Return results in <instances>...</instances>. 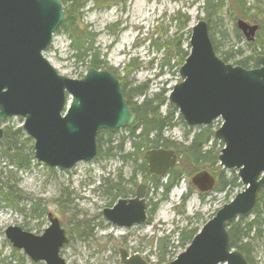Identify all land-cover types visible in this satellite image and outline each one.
<instances>
[{"label": "water", "instance_id": "1", "mask_svg": "<svg viewBox=\"0 0 264 264\" xmlns=\"http://www.w3.org/2000/svg\"><path fill=\"white\" fill-rule=\"evenodd\" d=\"M65 18L60 0H0V123L13 115L23 118V130L34 139V159L60 170L96 159L99 130L126 128L135 119L110 71L88 67L82 78L71 79L47 61L43 53ZM237 28L251 41L257 24L238 19ZM190 34V49L178 70L181 81L167 100L191 127L222 120L213 133V140L223 143L217 161L226 170H236L243 188L169 264H248L231 248L227 224L251 215L264 186V55L257 56L254 69L233 66L216 55L204 20L192 26ZM2 134L0 129V139ZM144 157L153 175H164L176 161L174 151L166 148L148 149ZM191 184L209 191L214 177L201 170ZM144 189L139 184L132 198H118L104 208L105 219L122 227L144 223ZM48 222L40 235L19 226L7 227L4 235L34 262L66 264L59 252L67 237L51 213ZM118 253L121 264H146L138 254L128 256L123 249Z\"/></svg>", "mask_w": 264, "mask_h": 264}, {"label": "rangeland", "instance_id": "2", "mask_svg": "<svg viewBox=\"0 0 264 264\" xmlns=\"http://www.w3.org/2000/svg\"><path fill=\"white\" fill-rule=\"evenodd\" d=\"M203 4V0H93L81 12L80 28L87 29V36H91L95 49L101 55L99 59L103 64L97 69L110 71L120 86L125 84L130 88L148 82L149 94L162 90V87L168 93L174 84L181 81L178 76L181 65L174 54L175 45L180 40L182 48L189 51L191 27L198 21L207 23ZM246 6L251 11L242 19L237 8L225 0L218 19L209 24L214 27L213 38L218 47L217 54L221 57L230 51L234 61L239 59L238 51L243 53V57L249 55L248 41L236 26L238 19L252 25L258 24V37L254 36L253 41L255 44L264 41V0H246ZM235 29L241 35L239 39L234 35ZM51 41L43 53L47 61L63 76L82 78L91 66L86 63L87 59L74 58L67 34L57 29ZM261 55L264 54L254 56L253 66L248 69L256 68L255 59ZM227 63L233 65L234 62L231 60ZM133 100L141 102V97L136 96ZM168 106L172 105L167 102L160 108L162 114L167 112ZM172 117V126L164 130L163 138L170 143L166 149L177 154L176 165L171 169L177 180L166 194L164 187L159 185L166 182L168 171L164 176H157V185L149 178L144 180V174L132 160L119 156H97L94 160L79 161L69 170L49 167L34 159V139L23 130V118L13 115L0 123L3 133L6 127L21 128L23 138L31 142L30 146L25 143L23 154L32 153L28 156L26 168L11 166L0 155V172L3 177H8L7 183L18 190L21 198L17 199L18 205L23 208L18 211L1 202L0 264H44L42 261L32 262L20 248L12 247L4 232L9 226H21L33 235H40L50 226L49 213L58 219L67 237L68 242L63 244L59 254L66 264H121L119 249L127 250L131 255L138 254L148 264H169L187 246L181 245L177 239L178 228L188 225L199 231L222 204L229 202L243 188L240 186L216 192L214 188L218 185V179L229 178L231 173L237 177L235 170L229 172L218 164L208 170V165L197 167L188 160L182 161L175 145H189L198 129L184 123L178 111H173ZM221 123L218 117L208 125L215 132ZM121 136H127L123 128L101 134V141L110 138L111 145H115ZM212 141V145L204 148L212 147L218 155L223 143ZM122 145L121 154L130 152L127 140ZM107 147L104 143L103 150ZM116 151L114 148L111 153ZM201 170L214 177V188L210 192H198L191 184V178ZM132 177L134 184L128 181ZM105 179H109L111 185L120 182L123 196H113L115 190L111 194L104 193L103 186L99 188V185H103ZM139 183L147 188V221L132 227L107 221L103 209L112 207L118 198H132ZM184 196L186 200L181 203ZM261 207L264 218V206ZM252 217L244 219L250 220ZM253 245L255 250L250 256V264H264V233L262 239Z\"/></svg>", "mask_w": 264, "mask_h": 264}, {"label": "trees", "instance_id": "3", "mask_svg": "<svg viewBox=\"0 0 264 264\" xmlns=\"http://www.w3.org/2000/svg\"><path fill=\"white\" fill-rule=\"evenodd\" d=\"M93 0H61L66 12V18L59 26V30L64 31L68 39L70 40L69 47L73 52L74 58L77 60L82 59L84 61L87 59L86 63L89 66L97 69L103 61L99 59L101 55L95 49L94 42L91 36H87V29L80 28L81 12L84 6ZM202 10L205 13L204 19L209 24L218 19L217 17L222 12L225 6V0H203ZM231 5H234L239 11L240 17L244 19L245 15L251 11V8L246 6V0H229ZM213 26H209L208 34H210V40L213 44L216 55H218V47L216 40L213 38ZM259 27L256 30V36L258 37ZM234 35L237 39L241 37L240 33L235 29ZM254 38V39H255ZM249 55L243 57V53L237 52L239 59L233 60L234 56L232 51L225 52V57L218 55L224 62L233 61V65H239L245 69L253 66L254 56L257 54H264V41L263 43L257 42L255 40L248 42ZM174 54L179 58L178 64H182L188 51H185L178 40L175 45ZM232 50V48H231ZM236 54V53H235ZM243 57V58H242ZM149 84L148 82L140 83L139 85L132 86L130 88L126 85L121 86V91H123V97L130 108L135 112V119L131 126L123 128L127 132V136H121L120 141L111 145L110 138L105 141H101V134L106 133L105 130H100L97 136V146H98V157L105 156H119L121 159L132 160L134 165L144 174V180L150 179L155 184L159 185L156 176H151L148 172L145 158L143 157V152L147 149H154L158 147L167 148L170 143L163 138L164 130L172 126L173 111H176L175 106H168L167 112L163 113L160 108L167 104V90L162 87V90L149 94ZM141 97V102L133 100L134 97ZM196 132L192 135L189 145H175L179 154L181 153L182 161L188 160L192 165L202 166L208 165V170H212L217 162V154L213 151L212 147L205 149L204 146L213 143L212 136L213 130L210 125L206 127L197 126ZM127 140L130 145V152L122 153L123 145L122 143ZM30 146V140L26 137L23 138L21 135V128L10 129V127L4 128L3 137L0 139V155L6 158L11 166L26 168L29 163L28 156L32 155L31 152L28 154H23V147ZM107 144V148L103 150V144ZM29 148V147H28ZM116 149V153H111L112 149ZM172 169V168H171ZM168 170L169 175L164 184L159 186L164 187L165 194L175 185L177 178L173 170ZM231 171V170H230ZM229 171V172H230ZM10 172V171H8ZM7 177V176H6ZM3 177L2 172H0V206H11L13 209L22 211L23 208L18 205V197L20 195L18 190L13 184L7 183L8 177ZM178 177V176H177ZM6 178V180H5ZM5 180V182L3 181ZM130 182L134 184V178L132 177ZM103 185H99V188L104 189V193H112L115 190L116 193L113 194L115 197L123 196L121 193L120 182L113 185L110 184L109 179L103 181ZM217 186L214 188L216 192L225 191L227 188L229 190L233 188L240 187L241 184L238 182L237 177L231 173L229 178L218 179ZM17 191V192H16ZM133 193V192H131ZM260 195L257 198V204L252 211V218L250 220H245V217H239L232 222L228 223V235L230 237L231 248L237 249L244 258H246L247 263L250 264L251 254L254 252L255 247L253 244L258 239H262L264 233V218L263 210L261 206H264V187L262 191L259 192ZM186 196L183 197L181 203H184ZM2 202V204H1ZM261 207V208H260ZM198 231L197 228L185 225L184 227L178 228L177 239L181 242V245H187L190 243L191 238ZM163 258V257H162Z\"/></svg>", "mask_w": 264, "mask_h": 264}, {"label": "flooded vegetation", "instance_id": "4", "mask_svg": "<svg viewBox=\"0 0 264 264\" xmlns=\"http://www.w3.org/2000/svg\"><path fill=\"white\" fill-rule=\"evenodd\" d=\"M258 27H259V26H258V24H257V29H258ZM257 29H256V30H257ZM253 39H254V38H253ZM251 41H253V40H251ZM251 41H248V42H251ZM127 103H128V102H127ZM129 107H130V106H129ZM130 109H131V108H130ZM132 111H133V110H132ZM176 155H177V154H176ZM167 175H168V174H167ZM236 175H237V173H236ZM151 176H154V175L151 174ZM155 176H156V175H155ZM157 176H159V175H157ZM157 176H156V177H157ZM141 184H143V183H141ZM143 185H144V187L146 186L145 184H143ZM171 187H172V186H171ZM263 187H264V186H263ZM146 189H147V188L145 187V189H144L145 192L147 191ZM262 189H263V188H262ZM262 189H261L260 191H262ZM168 191H169V190H168ZM168 191H167V192H168ZM260 191H259V192H260ZM259 192H258V193H259ZM134 195H135V193H134ZM259 195H260V193H259ZM259 195H258V196H259ZM144 198H145V200L147 199V198H146V193L144 194ZM146 203H147V200H146ZM146 208H147V205H146ZM147 210H148V208H147ZM147 210H146V214H147ZM146 219H147V217H146ZM137 225H139V224H137ZM133 226H134V225H133ZM19 227H21V226H19ZM131 227H132V226H131ZM21 228H22L24 231H26L23 227H21ZM26 232H28V231H26ZM7 240H9V239H7ZM9 242H10V241H9ZM10 243H11V242H10ZM12 247H13V246H12ZM14 248H15V247H14ZM15 249H17V248H15ZM21 250H22V249H21ZM123 250H124V249H123ZM22 251H23V250H22ZM60 251H61V249H60ZM126 252H127V250H126ZM23 253H24V251H23ZM24 254H25V253H24ZM25 255H26V254H25ZM128 256H131V254H129V252H128ZM26 257H27V255H26ZM28 258H29V257H28ZM29 259L32 261L31 258H29ZM144 261L146 262V264H148V262L146 261V259H144ZM32 262H34V261H32ZM42 262H43V261H42ZM35 263H36V262H35ZM44 264H45V263H44Z\"/></svg>", "mask_w": 264, "mask_h": 264}]
</instances>
